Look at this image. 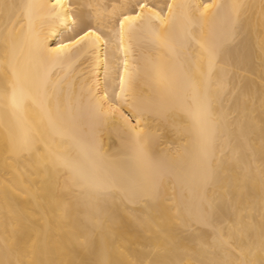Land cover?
I'll return each mask as SVG.
<instances>
[{"label":"bare ground","instance_id":"obj_1","mask_svg":"<svg viewBox=\"0 0 264 264\" xmlns=\"http://www.w3.org/2000/svg\"><path fill=\"white\" fill-rule=\"evenodd\" d=\"M0 264H264V0H0Z\"/></svg>","mask_w":264,"mask_h":264}]
</instances>
